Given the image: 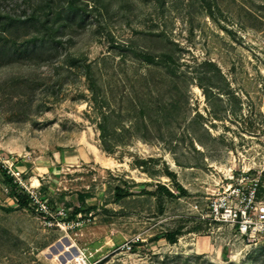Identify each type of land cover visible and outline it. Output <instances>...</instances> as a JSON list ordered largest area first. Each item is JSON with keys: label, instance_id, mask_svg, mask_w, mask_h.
Masks as SVG:
<instances>
[{"label": "rangeland", "instance_id": "rangeland-1", "mask_svg": "<svg viewBox=\"0 0 264 264\" xmlns=\"http://www.w3.org/2000/svg\"><path fill=\"white\" fill-rule=\"evenodd\" d=\"M77 4L76 23L51 4L68 27L50 60L0 65V163L81 225L49 227L0 173V264H264V236L207 217L243 176L264 196V0Z\"/></svg>", "mask_w": 264, "mask_h": 264}, {"label": "trees", "instance_id": "trees-1", "mask_svg": "<svg viewBox=\"0 0 264 264\" xmlns=\"http://www.w3.org/2000/svg\"><path fill=\"white\" fill-rule=\"evenodd\" d=\"M46 1L45 8L40 6V9L43 11L45 17L38 14V10L34 9L30 14L25 12L26 18L24 20L14 18L9 15H4L0 12V65L3 63L11 64L26 61H35V59L41 60L43 53L48 54L47 58L50 60L53 55L52 51L58 49V47L65 46V42L59 38L58 32L61 30L63 25L56 26L57 21H52V15L55 13V10L52 8V3L54 0H44ZM98 5L101 6V2L97 1ZM78 0H68V6L63 9L62 13L65 14V17L59 14L61 20H68L70 22L76 23L77 19L80 18L81 14L86 12L78 4ZM40 5V4H38ZM42 5V4H41ZM45 9V10H44ZM46 11V12H45ZM5 19V21H3ZM23 24V25H21ZM63 27H68L66 24ZM12 29L16 31L20 29H26L28 34L31 33V36L28 40L24 42H18L15 39L7 38V34H10ZM32 30L35 34H32ZM21 50V52H19ZM42 61V60H41ZM0 173L5 179L6 184L12 188L13 195L17 200V204L21 208L30 207V200L27 192L23 189L21 184L15 180V178L9 173L8 169L0 163ZM179 191L184 192V188L176 183ZM163 191L169 197H177L169 188L166 186H161ZM127 193L122 188H117L116 196L117 200H122L127 197ZM79 210L74 212V215H78Z\"/></svg>", "mask_w": 264, "mask_h": 264}, {"label": "built area", "instance_id": "built-area-1", "mask_svg": "<svg viewBox=\"0 0 264 264\" xmlns=\"http://www.w3.org/2000/svg\"><path fill=\"white\" fill-rule=\"evenodd\" d=\"M30 206L39 212L49 227L76 228L81 220H70L67 212L55 213L49 202L39 192H29ZM78 217V216H77ZM213 222L232 228L240 237L253 241L264 236V196L258 181L242 177L227 188L208 205V216Z\"/></svg>", "mask_w": 264, "mask_h": 264}]
</instances>
